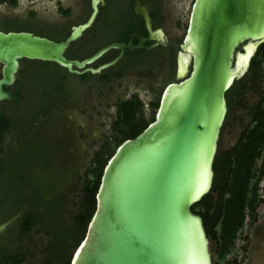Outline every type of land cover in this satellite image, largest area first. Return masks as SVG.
I'll return each instance as SVG.
<instances>
[{
    "label": "water",
    "instance_id": "95a60500",
    "mask_svg": "<svg viewBox=\"0 0 264 264\" xmlns=\"http://www.w3.org/2000/svg\"><path fill=\"white\" fill-rule=\"evenodd\" d=\"M105 4L91 0L89 18L61 41L0 30V105L23 99L20 88L10 87L25 59L99 75L127 52L174 47L178 81L164 88L155 120L121 143L106 164L96 210L71 264H214L203 217L192 208L213 186L228 115L226 93L249 71L264 43V0H194L182 43L170 40L164 27L154 28L151 9L135 0L148 36L133 33L127 43L69 58L67 50L92 28ZM112 50L119 51L114 59L96 64ZM22 213L0 223V233Z\"/></svg>",
    "mask_w": 264,
    "mask_h": 264
},
{
    "label": "trees",
    "instance_id": "16d2710c",
    "mask_svg": "<svg viewBox=\"0 0 264 264\" xmlns=\"http://www.w3.org/2000/svg\"><path fill=\"white\" fill-rule=\"evenodd\" d=\"M17 2L11 0L13 5ZM142 4L151 9L154 28L164 27V0H142ZM60 11L65 16L73 15L71 8L62 6ZM91 12V0H82L74 25L85 22ZM31 14L34 16L36 12ZM184 24L187 29L188 22ZM71 27L69 24L41 27L11 19L0 22V29H35L38 34L56 41L66 39ZM133 33L148 36L143 16L135 11V0H107L95 24L71 44L66 55L84 59L110 43H127ZM184 35L174 42L182 43ZM150 44L152 42L147 43ZM118 54V50H112L96 64L110 61ZM176 56L177 50L171 46L136 49L127 52L115 66L101 74L82 76L71 74L58 64L44 63L46 67L55 65L57 78L86 85L110 84L112 78L120 79L126 73L146 72L154 93L149 112L138 93L115 103L110 135L95 151L72 201L57 188L59 177L49 153L50 145L36 140L33 134L35 123L48 111L44 103L34 113L25 114L10 111L7 102L0 107V223L23 211L16 223L8 227L10 235L1 237L0 264H71L96 210V194L106 164L121 143L138 136L155 120L164 88L178 81ZM250 91L260 96L252 104L247 98ZM68 95L71 101L73 96ZM226 98L228 115L214 161L213 186L192 210L203 217L214 264H244L251 249L250 230L258 222L259 209L264 204V43L253 57L249 71L235 81ZM52 106L56 105L53 103L50 108ZM239 109L247 111L249 122L243 126L238 141L224 147L225 131L233 124ZM11 134L12 141L8 145L7 138ZM14 144L18 148L14 149Z\"/></svg>",
    "mask_w": 264,
    "mask_h": 264
},
{
    "label": "rangeland",
    "instance_id": "374dc122",
    "mask_svg": "<svg viewBox=\"0 0 264 264\" xmlns=\"http://www.w3.org/2000/svg\"><path fill=\"white\" fill-rule=\"evenodd\" d=\"M62 1L66 8L74 10L81 3V0ZM193 1L194 0H164V28L170 40L175 41L185 33L186 27L184 23L188 22ZM2 2L3 1L0 0V13H17L18 15L26 17L30 10L37 11L39 17L32 21L36 25L48 22L51 24L61 23L73 26L78 19V10H75V13L70 17L65 16L59 9V0H20L16 7H9L7 3ZM180 22H182L183 25H181ZM1 69L2 66L0 64V74ZM72 82L73 81H68L69 88L73 89L72 85H78L80 94V102L75 104L74 108H72L74 112H77L75 121H77L78 151L74 149L69 151L68 156L59 160L55 167L56 173L66 178L70 176L71 166L76 159L81 160L80 163L78 162L79 165L78 163L76 164V168L81 165L85 166L92 152L98 150L102 146L104 140L110 135L111 124L116 114L115 103L120 98H130L134 93H138L145 101L147 112H149V102L154 98V93L150 90L151 81L149 78L138 74L120 80H114L107 85L96 82L86 85L81 82L79 83L77 80H75L76 84ZM97 84L98 86L95 87ZM72 94L75 95L76 91L74 90ZM259 97L260 96L254 91H250L247 94L248 101L251 104L257 102ZM3 104L4 103H2V105ZM8 109H11L10 105ZM68 122L71 123L70 121ZM248 122L249 116L247 111L243 109L237 110L236 119L225 131L223 138L224 147L233 146L238 141L243 126ZM54 123L56 122L52 120L48 126ZM54 126L58 128L57 134L62 133V130L59 131L61 128V122L59 120ZM62 128H64V125ZM68 128L69 125H67V133L66 129H64L62 136L61 134L55 136L54 133H49L46 134L47 138L55 142L59 140V143H72L74 139L68 133ZM55 151L56 150H54V152ZM89 164L91 165V162H89ZM59 181L60 179L58 178V182ZM250 235L251 249L244 264H264V204L259 209V220L251 228Z\"/></svg>",
    "mask_w": 264,
    "mask_h": 264
},
{
    "label": "flooded vegetation",
    "instance_id": "af4514ba",
    "mask_svg": "<svg viewBox=\"0 0 264 264\" xmlns=\"http://www.w3.org/2000/svg\"><path fill=\"white\" fill-rule=\"evenodd\" d=\"M2 1H3L2 3H7L9 7H16L20 0H18L16 5H13L11 3V0H2ZM105 1L107 4V0ZM80 2H79L80 5H78V7L75 9L76 11L78 10L77 11L78 13L80 12L81 7H82V0ZM58 6H59V9L62 6L65 7L64 2L62 0H59ZM164 8H165V4H164ZM75 10L72 9L73 14L75 13ZM32 11H35V10H30L26 17H24L23 15H18L17 13L1 12L0 22L4 21L5 19L6 20L11 19V20H19V21H26V22L34 23L32 21L38 18L39 15L37 11H35L36 15L33 16L31 14ZM100 14H101V11H100ZM58 25H61V23L51 24V23L46 22L43 24L41 23V25H37V26L44 27V26H58ZM0 30H3V29H0ZM3 31H6V30H3ZM31 32L38 34L35 29L31 30ZM42 36L49 37L47 35H42ZM104 62H107V61H103L102 63ZM44 63L45 62L36 61V60H28V59H25L22 61L21 69L17 76V81L12 87H10V89L15 91L16 89L20 88L22 91L23 99L10 100L6 102L10 105L11 111H15L21 114L22 113L25 114L28 112L34 113L44 103L45 105L44 108L45 110H48V111L47 113L41 115V119L39 120V122L35 123V126L32 129H33V134L36 140L43 141L47 143L48 145H50L49 153H50L51 158L53 159L54 166L56 167L59 160H61L65 156H68L69 151H71L72 149H74L75 151H78V148H77V140H78L77 135L78 134L76 130L77 121H75L77 112H74L72 108H74L75 104H78L80 102L79 100L80 94H79L78 85H72L73 89H70L67 79L57 78L58 76L54 73V69H55L54 64L46 67ZM133 75H137V73H126L120 79L133 76ZM138 75L147 77L146 72L142 74H138ZM77 76H82V75H77ZM147 78H149V76ZM120 79L112 78V82L114 80H120ZM100 84L107 85L108 83H100ZM89 86H93V85H89ZM97 86L98 84L95 87ZM74 90L76 91L75 95L72 94ZM68 94H72L73 96V99L71 101L70 100L68 101V97H70ZM53 103L56 106L55 107L52 106L50 108V105ZM52 120H54L56 123L58 120L61 122V128L59 129V131L62 130V133H59L61 134V136L64 133V129H66V133H67V125H69L68 133L74 139L72 143H65V142L59 143L60 142L59 140L55 142V141H50L49 138H47L46 134H49V133H54L55 136L59 135L57 134L58 128L54 126L56 123L48 126L49 123L52 122ZM68 121H70L71 123H69ZM63 125H64V128H62ZM11 141H12V134L8 136L7 144L10 145ZM12 146L14 147V149L18 148L17 144H14ZM10 147H8L7 151L10 149ZM54 150L56 151L54 152ZM95 151L96 150H94L92 154L89 156L88 163L85 166L81 165L76 168L75 167L76 164L78 162L79 163L81 162L80 159H76L73 165L71 166V171H70L71 174L69 177L67 178L64 176L61 177L55 171V173L57 174V176L59 177L61 181V182L60 181L58 182L57 180L56 182L57 188L59 191L65 193L68 196L67 198L70 201H72L75 189L77 185L79 184L81 177L85 174V172L89 170V167H90L89 162L92 161ZM53 152H54V155H53ZM2 235L4 238H7L10 235V232H8V228L5 231L0 233V240H1Z\"/></svg>",
    "mask_w": 264,
    "mask_h": 264
},
{
    "label": "built area",
    "instance_id": "2783aa9c",
    "mask_svg": "<svg viewBox=\"0 0 264 264\" xmlns=\"http://www.w3.org/2000/svg\"><path fill=\"white\" fill-rule=\"evenodd\" d=\"M247 232V231H246Z\"/></svg>",
    "mask_w": 264,
    "mask_h": 264
}]
</instances>
